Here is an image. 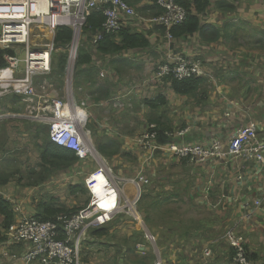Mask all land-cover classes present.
<instances>
[{
    "label": "crops",
    "instance_id": "0c3cea01",
    "mask_svg": "<svg viewBox=\"0 0 264 264\" xmlns=\"http://www.w3.org/2000/svg\"><path fill=\"white\" fill-rule=\"evenodd\" d=\"M188 1L191 3L194 2V0ZM222 1L228 5H234L235 10L227 11L224 8H217V2ZM210 3L211 6L207 9L205 14H201V19L205 26L204 32H208L211 27L217 28L221 37L218 41L204 43L199 41L192 45L185 40L183 42H186L187 47H191L192 49L200 48V51L204 53V48H225L233 50V52L230 53L233 55L234 50L245 49L246 46H250L252 50H260L264 54V0H210ZM156 5L159 6L158 0H138L137 4L134 6L138 7V9L146 7L149 14H142V16L151 18L153 15L151 10L155 8ZM193 11L195 12V9H193ZM211 13H214L212 17ZM153 16L155 17V15ZM207 16H210V20H207ZM206 22L210 27L206 26ZM129 23L130 22L127 24ZM133 29L139 30L137 27ZM146 30L149 31L148 37L151 41L150 48L153 49L152 54L156 56L154 59L150 57L151 63H155L159 61L160 56L164 52H167V48H163V52H158L156 50V47L161 45L164 34L167 37V31L162 34L160 28L156 27H149V29ZM199 36V34H195L185 38L195 39ZM176 45H178V43ZM235 45L237 46L235 47ZM171 50L174 54L176 53L174 49ZM155 52L159 53L160 56L158 57V54ZM237 64L239 65L242 63L239 61ZM251 76L246 75L243 70L237 69H233V71L224 73L223 75L218 72L215 74V77L219 86H225L226 89L228 88V92H230L231 86L238 81L246 86L243 87V85H241V90L246 89L245 94L243 95L241 90H235L227 99V91L224 90L218 93L216 87L211 85L213 82L209 81V89L206 87L207 99L204 103L200 104L193 98L175 93L171 89V86L166 84L164 80L163 83L167 87V91L160 92L167 95L169 104L162 108L161 111L164 112L169 125L174 128L173 130L191 126L190 132L177 141L207 143L212 138L218 136L228 139L238 127L252 120H256L259 126V134L261 137H264V89H262V87L258 89L252 86L250 87L248 84H250L252 80L250 81L249 79L254 77ZM259 81V85H262L261 80ZM88 88L93 90L91 86H88ZM157 88L158 87H156V89ZM158 93L159 91H155L154 95L151 94L149 96H155ZM145 96L146 95L136 96L138 98H134V101H136L134 104H129L130 99H128V101L124 100L122 96L118 97L116 102L124 101L122 104L125 107L128 103V111H131L132 116L138 115L139 119L143 120L147 126L149 119L148 114L150 112L149 108L138 102V100ZM250 98H252V102L255 103L251 104L249 101ZM96 104L98 105V103ZM135 105H137L136 108L134 107ZM227 106L232 109L233 116L230 119H226V113H229L228 110H226ZM164 109L174 111L168 113V110ZM224 110L225 113L223 115L222 111ZM35 113H37V109L30 108L20 96L7 95L0 98V194L14 204L16 220L25 216L35 215L37 213L38 202L48 199L51 195L61 196L59 203L65 206L80 207L77 201L81 200L83 195L80 193L78 195L71 194L69 185L72 183H84L81 178H84L87 174V167L84 163L79 162L65 172L50 174L46 182L34 185L27 184L28 166L35 165L39 161L37 147L38 139L36 137L39 121L35 119ZM92 117H94V121L101 128L102 124H100L99 118L93 116V114ZM118 125L119 126H116L113 132L107 130L106 133H108V135H104L100 130V134H98V130H95V135L97 137V144L120 145L119 153L114 155L112 159L120 157L123 159L120 161L124 166L129 168V170L130 166L133 168L132 174L125 175L122 174V171L118 172V177L120 176L122 180L127 181L125 185H130L131 188L136 189L134 183L128 179L134 178L141 171L144 173L145 171L148 172L159 181L162 190L150 188L153 190L152 194L154 195L156 192L163 191L164 189H172L173 184L167 186L163 183L165 178H170L168 174H171V183L179 181L178 186H181L182 190L184 186L190 182L193 184L191 187V194L193 195V193H195L198 195L197 203L201 204L202 208H206L207 211H215L217 214V216L213 215L217 222L215 228L207 230V233L201 231V234L217 235L219 232V234L222 235V230H224L230 222H234L233 225L237 226L238 235L244 237L246 249L258 257L255 264H264V246L260 247L257 242L258 240L256 241V239H254L259 236V241H264V163L259 164L255 161L240 159L235 161H211L208 164L194 165L190 164L187 160L170 157L162 151L160 152H162L163 155L160 156L156 154L151 158L149 155H144L145 151L138 146V142L134 143V141L130 140V136L135 134V130H132L133 128L131 127L132 121L130 122V126L127 125L129 129L126 131L123 130V123ZM167 132H170V130L161 132V142L163 143L167 142L169 139L166 134ZM39 140L41 145L42 140ZM140 150H142V153ZM153 161L154 163H152ZM160 161L165 162L164 168L169 173L162 174L161 171L156 168ZM173 163L180 168V172L177 174L175 171L172 172L170 170V166L173 165ZM76 167H79L81 170H76ZM78 174L81 176L79 177ZM1 180H7V182L2 183ZM87 191V194H89V190ZM256 200H260L261 204L256 205ZM117 217L118 218L113 221V223H115L114 225L117 224L118 227H122L123 232L126 233L125 224L128 219L132 221L133 217L129 215H123V218H121V216ZM154 227V230L159 231L156 226ZM109 228L111 235L113 234V228L110 226ZM159 233L162 239H165L161 231H159ZM110 235L104 236L103 238L108 239L107 237ZM166 238L170 237L166 236ZM204 239L206 238L198 236L194 239L195 242L190 244L191 251L188 254L190 256H195L197 254L199 260L193 262V260L190 259L188 264H201L205 262L203 250L205 246L208 245H211L216 252L212 260L208 261L209 263L228 264L231 262L229 256L226 254L227 246H230L227 241L223 242L221 245L219 239L215 237L211 238L209 241ZM125 240H128L134 245L138 244L137 247L139 250L137 254H140V258L149 256L146 245H139L144 243L143 237L139 232L135 234L128 233V236H125L121 243H117L119 247L118 250L115 251V256H117V253L120 251L119 249H121V244ZM184 240V238L180 240V245L177 249L185 245L183 243L185 242ZM106 243L107 241L105 243L100 242L99 244ZM26 249L27 244H15L6 249L4 244L0 242V264H24L22 257ZM143 250H145V252H143ZM137 254L133 256L134 261H132V264H139L136 260ZM161 262L165 264L162 259ZM122 263L123 262H121V264Z\"/></svg>",
    "mask_w": 264,
    "mask_h": 264
},
{
    "label": "built area",
    "instance_id": "2783aa9c",
    "mask_svg": "<svg viewBox=\"0 0 264 264\" xmlns=\"http://www.w3.org/2000/svg\"><path fill=\"white\" fill-rule=\"evenodd\" d=\"M158 4L164 12L150 18L149 22L165 27L167 36L172 37L170 29L186 19L187 11L176 0H158ZM97 9L103 10L106 19L102 30L92 36L93 45L101 42L106 35L119 31L136 15L135 8L126 0H0V47L11 50L5 54L6 65L0 67V98L13 93L30 108L37 109L34 117L50 126L51 140L74 150L80 160L89 159L90 154H102L91 139L92 131L87 128V112L77 102H66L59 97L57 83L52 76L54 52L60 50L56 47L55 38L58 27L72 29V39L66 45L69 56L65 94L70 83L74 82L87 18ZM34 27L45 31L46 42L39 47L30 44ZM203 65V61L182 57L165 61L157 66L152 79L163 82L170 74L179 80L192 75H208ZM190 130L188 127L167 132L169 139L163 143L153 123L138 137L137 142L145 152L154 153L149 155L151 158L162 151L194 165L240 159L264 163V137L260 136L255 120L238 127L228 139L218 136L207 143L177 141ZM94 159L99 166L86 178L90 199L85 206L71 216H58L57 221L25 216L10 227L8 244H28L22 257L24 264H80L83 242L91 228L109 224L125 208L134 210V217L141 219L137 204L144 188L150 184V178L141 171L128 179L137 189V195L131 199L123 191L126 180L116 176L107 163L101 164L97 158ZM100 176L105 179H99ZM260 204L261 201L256 200V205ZM145 234L149 242L156 241L150 230H146ZM224 238L236 249V255L228 264H255L247 258L244 237L238 235L237 226L229 227ZM203 254L206 261L201 264H212L208 262L215 256L211 245L205 246ZM157 264H162L161 259Z\"/></svg>",
    "mask_w": 264,
    "mask_h": 264
},
{
    "label": "rangeland",
    "instance_id": "374dc122",
    "mask_svg": "<svg viewBox=\"0 0 264 264\" xmlns=\"http://www.w3.org/2000/svg\"><path fill=\"white\" fill-rule=\"evenodd\" d=\"M135 11H136L135 17L127 21V23L130 22L129 24H131L133 28L137 27L139 29L146 30L149 29V27L150 28L162 27L160 25L151 24L149 22L150 18H146L142 16V14L147 15L149 14V12H141L139 11L138 7H135ZM213 15L214 13H211V17ZM152 17L154 16L152 15ZM207 20H210V16H207ZM44 34H45L44 29L39 27H34L30 40L31 46H36V45L38 46L46 42V39H44ZM87 38L88 37L84 35L82 44L86 43L85 46V48L87 49L86 51L93 53V58L98 68V74L96 75L99 76L98 81L102 84L107 83L109 88L110 89L112 88L113 94L109 98L102 99L99 102H97L94 98H91L90 95L91 91L87 86L86 80L78 79L79 78L78 74L79 73L81 74L82 67L77 69L75 66L74 86L73 83H70L68 87V91L65 94L63 93L65 92L64 86L66 85V81H67L66 78L67 72L63 77L55 71L52 72V75L54 76L53 81L57 83V88H58L57 91L59 92V97L66 102L67 101L68 102L71 101L72 103L77 102V104L80 105L87 112L88 122H89V124H87L89 125V127L87 126V128L90 129V131H92L91 139H93L94 143L97 142L95 130H98V134H100L99 132L100 130L104 135H108V133H106L107 130H109V132H113L116 126H119L118 124L123 123L124 124L123 130L126 131L127 129H129L127 125L130 126L131 121H132L131 127L133 128L132 130H135V134L130 136V140L134 141V143L138 141L137 137H139L148 129V125L146 126L145 122L143 120H140L138 115L132 116L131 113H128V109H129L128 103L127 106L125 107L122 104L124 103V101L116 102V100L118 97L122 96L124 100L128 101V99H130L129 104H134V98H138L136 96H143V95L149 96L151 94L154 95L155 91H159V92L167 91V87L162 81L159 82V81H154L152 79V75L154 74L157 66L158 65L160 66L161 64L165 63V61H173L174 59L181 57L193 61L196 60L203 61L204 62L203 69H205L207 71V74L210 76V77L208 76L209 77L208 80L213 82L211 85L216 87L218 93L226 90L227 99L231 96L230 95L231 93L232 94L234 93L235 90L236 91L241 90V85L243 84L236 81L231 86V91L228 92V88L226 89L225 86L222 85L219 86V83L216 81L215 74H217L218 72H220V74L223 75L224 73L233 71V69L243 70V72L246 73V75L249 76L252 75L254 76V77L251 76L252 78H256V79H252V78L249 79L250 81L252 80L251 83L248 84L250 87L252 86L255 89L262 87V89H264V54L260 50H252L250 46H246L245 49L243 48V49L234 50L233 55L230 54L231 52H233V50H228L225 48H217V47H215L214 49L204 48L205 50L204 53L203 51H200V48L192 49L191 47L186 46V42H183L187 40L190 45L197 43L199 41L204 43V40H202L200 36L196 37L195 39L194 38L179 39V38H175L174 36L166 37L164 34L163 41L160 46L158 45L156 47V50L158 52H163V48H167V52L166 53L164 52L161 56L159 53L155 52L158 54V57L160 56L159 61L155 63H151L152 61L150 57H152L153 59L156 57L154 54H152L153 52L152 48L145 50H126L116 54L103 55L100 52H98L96 48L92 47V45L90 44L91 42L88 41ZM177 43L178 45H176ZM236 46L237 45H235V47ZM171 49H174L176 53L174 54ZM114 59H122L123 61L121 63H114L113 62ZM126 61L132 62L133 67L131 69L128 68L127 65L125 64ZM239 61H241L242 64L238 65L237 62ZM259 80H261L262 85H259L260 84ZM111 82H112V86H111ZM81 85H84L86 88L79 89ZM156 87L158 88L156 89ZM206 87L207 89H209L207 84ZM243 87L246 86L243 85ZM245 91L246 89L241 90L243 95L245 94ZM81 92L86 93V95L84 96V94ZM8 95L15 96V94L13 93H10ZM249 101L251 102V104L255 103L252 102V98H250ZM83 102L84 103L86 102V105H83ZM96 103H98V105ZM134 107L136 108L137 105H135ZM164 110H168V113L171 111L170 109H164ZM226 110H228L229 112L226 113L227 116L226 119L232 118L233 116L232 109H230L227 106ZM173 111L174 110H172L171 112ZM222 113L224 115L225 110L222 111ZM92 114L93 116H97L99 118L100 124H102L101 128L94 121V117H92ZM188 127L191 126H187L186 128ZM96 145L98 148L97 143ZM140 152L142 153V150H140ZM158 152H156L157 155L160 156L163 155L162 152L160 153ZM144 155L145 156L154 155V153L152 154V152L147 151L144 153ZM94 157L97 158L101 164L107 163L113 169V173L116 176H118V172L120 171H122V174L125 175L133 173V168H131L130 166V170H129V168L124 166L120 161L123 159H121L120 157H115L113 159L112 158L110 159L100 154L97 155L90 154L89 159L80 160V163H84V165L87 167L86 176L84 178H81L84 184L86 182V178L90 174L94 173L99 166V162L96 159H94ZM152 163H154V161ZM164 163L165 162L160 161L156 167L161 171L162 174L169 173L164 168L165 167ZM76 170H81V169L79 167H76ZM170 170L172 172L175 171L176 174L180 172V168L177 167L175 163H173V165L170 166ZM145 173L147 174L148 172L145 171ZM148 174L147 176L150 178V184L144 188L143 193L153 188H155V190H162L160 188L159 181L156 178H154L151 174H149L150 176ZM168 175L171 176V174ZM78 176L80 177L81 175L78 174ZM126 183L127 181H124L123 191L126 195H129V197L132 199L137 195L136 189L134 188L135 189V194H134V189L131 188L130 185L128 186L125 185ZM163 183L167 186L173 184L171 183V178H165ZM81 194L83 195L81 197V200L77 201V204L80 206L78 208L85 206L86 201L90 199V194H87L86 192ZM194 194L195 193H193V195ZM54 197L57 198L58 202L59 199L61 200V196L59 195H54ZM197 199L198 197L195 196L194 197L195 205H193L194 203L190 199L187 202V200L183 197L181 201L176 200L172 204L163 206L162 207L163 212L161 214H158V218H157V222L160 224L161 230L165 226L167 227V224L164 223L170 224L173 219L182 220L183 221L182 226L185 227L186 229L188 227H192L195 225L194 220L204 216L206 217L212 216L211 212L206 211L205 209L202 208L201 204L197 203ZM123 204H125V202ZM139 204L140 203L137 204V209L140 213L141 219L140 218L136 219L133 215L134 210L132 211L129 208H125V210L122 213L120 212L117 215L119 217L121 216V218H123V215L125 214L127 216L133 215L134 218H132V221L128 219V221L125 224L126 233L123 232L122 227H118L117 224L114 225L115 223H113V221L116 220V218H118L115 216V218L108 224V227L110 226L113 228L112 230L113 234L107 237L108 239L105 238L99 239L93 234L91 235V233L90 235L88 234L87 238L83 242L80 264H114L115 251L118 250L119 247L117 243H121L122 239L125 236H128V233L135 234L137 232H139L140 235L143 237V242H144L139 245H146L147 250L151 253V255L148 257H142L145 260L149 259L152 256L156 259V262H158L157 261V256H158V260L162 259L165 262V264H188L190 262V259H192L193 262L199 260L197 254L195 256H190L188 254L191 251L190 250L191 243H189V240L186 243L183 242L185 245H182L180 249H177L178 246L180 245V240H181V237H178L179 233L174 234L172 237L170 236V238L162 239L159 231H154L153 229L154 226L150 222L149 225L148 223H146L147 221H145V216H144L145 213L142 210H140ZM231 226L232 224L226 227L229 228ZM146 230H150L155 235L156 241L154 243H151V241L149 242V240L147 239L145 234ZM221 236L222 235H220L218 232V234L215 235V238L219 239L220 244L222 245L223 241L225 242V240L222 239ZM254 239H256V241L258 240L257 242L259 243L260 247L264 246V241H259L260 239L259 236L258 238H254ZM106 241H107L106 244H99L100 242L105 243ZM132 261H134V259ZM124 263L125 262H123L122 264Z\"/></svg>",
    "mask_w": 264,
    "mask_h": 264
},
{
    "label": "trees",
    "instance_id": "16d2710c",
    "mask_svg": "<svg viewBox=\"0 0 264 264\" xmlns=\"http://www.w3.org/2000/svg\"><path fill=\"white\" fill-rule=\"evenodd\" d=\"M131 5L137 4L138 0H127ZM156 1V0H154ZM178 4L183 6L187 11L186 19L179 25L173 26L170 29V33L175 38H185L190 35L199 34L204 42H214L218 41L221 37L217 28H209L208 32H204V24L201 19V14H205L207 9L211 6L210 0H194L191 3L188 0H176ZM135 3V4H134ZM217 8H224L227 11L235 10L234 5H228L225 2H217ZM195 9V12L193 11ZM141 12H147L146 7L139 8ZM151 12L153 15H160L164 12V9L159 5H156L155 8H152ZM105 15L102 9L94 10L90 13L87 18V23L84 26L83 33L87 36V40L91 42L92 36L102 30L103 24L105 22ZM209 26V24H206ZM160 27V26H159ZM154 28V27H153ZM139 29V28H138ZM162 33L166 30L165 27H160ZM148 30H134L130 24H125L121 27L119 31L116 33H110L106 35V37L96 45H93L92 42L90 43L94 46L98 52L103 55L107 54H116L126 50H145L151 47V41L148 37ZM72 29L69 27H58L55 43L56 47L59 48V51L54 52L53 56V71L59 73L62 77L65 75L68 67V52L66 50V45L72 39ZM226 37L225 35H223ZM85 44H81L79 49V56L76 63V68H81V74H78V79H85L87 86L93 87V90H90L91 98H94L97 102L101 101L102 99L109 98L112 94V88L110 89L108 84H102L98 81L99 76L98 68L96 62L93 58V53L86 51ZM10 49H3L0 47V67H4L6 65L5 54L10 52ZM122 59H114V63H121ZM125 64L128 68H132V62L126 61ZM55 75V73H54ZM53 76V75H52ZM209 75L203 76H195L192 75L188 78L179 80L173 74L165 76L166 84L171 86V89L181 95L193 98L197 100V103H204L207 99V91H206V84L208 85L209 82ZM74 86V82H73ZM112 86V82H111ZM86 88L84 85H81L79 89ZM83 93V92H81ZM84 96L86 93H83ZM5 97V96H4ZM136 103V101H134ZM138 102L142 103L144 106L149 108V119H148V127L151 124H156V129L158 130L159 134L163 131H173L171 125H169L168 119L166 118L164 112H162V108L169 104L168 97L165 93L159 92L155 96H145L142 97ZM131 113V111H128ZM38 121V120H37ZM47 131H46V129ZM89 127V125H88ZM50 126L43 122H38L36 137L38 139V162L35 165L28 166V185H34L41 182H46L48 177L52 173H62L69 170L71 167L76 165L80 162V158L77 156L76 152L72 149H69L64 146H60L57 143L53 142L49 135ZM45 130V131H44ZM162 137V136H161ZM39 139L42 140L40 145ZM97 147V145H96ZM98 151L107 158H112L114 155L118 154L120 151L119 145H107V144H98ZM186 160V159H182ZM170 178H172L170 176ZM7 179V178H6ZM2 183H6L7 180H1ZM176 184V185H174ZM179 181L173 182L172 189L163 190L161 192H156L155 195L152 194L153 190L146 191L142 194V197L139 201V208L145 213V221L146 223L149 222L156 226L157 230L161 231L162 236L166 238V236H173L176 233L178 237L184 238L185 243L188 242L193 244L195 242V238L199 235L206 238L204 240L209 241L211 238H214L215 235H207L201 234V231L207 233V230H212L215 228L217 222L216 218L213 215H216V212H211L212 216L210 217H201L195 221V225L192 227H188L185 229L183 227L182 220H172L170 224H167L161 230L160 224L157 222L158 214L163 212V206L172 204L176 200H182L184 197L187 202L189 199L194 203V197L198 196L196 194L192 195L191 187L193 184L190 182L184 186L183 190L181 186H178ZM164 187V186H163ZM70 193L73 195H78L79 193H88V189L84 183H72L69 185ZM89 201V200H88ZM86 201V204L88 203ZM85 204V205H86ZM80 208L68 207L58 202L57 198L51 195L46 200H41L37 204V213L32 215V217L42 220V221H57L58 216H71L75 212H77ZM206 210V208H203ZM207 211V210H206ZM126 215V214H125ZM31 216V215H30ZM18 220H16V211L14 204L0 194V242H2L5 248H10V246L15 244H27L25 242L19 243H12L8 244L9 242V230L10 227ZM219 224V223H218ZM233 226L234 222H230L229 225ZM155 228V227H154ZM153 228V229H154ZM180 229V230H179ZM228 230L227 227L222 230L223 237L222 239L225 240L224 236L226 231ZM156 231V230H154ZM93 234L98 238H103L104 236L110 235V228L105 226L94 227L92 228L88 234ZM161 235V234H160ZM188 238V239H186ZM224 242V241H223ZM220 243V241H219ZM245 245V244H244ZM138 244H131L128 240H125L121 244V249L115 256L114 264H121V262H125L126 264H132L133 256L137 254ZM124 247V248H123ZM246 248V247H245ZM28 249V244H27ZM25 250V253L27 251ZM83 249V247H82ZM145 252V250H143ZM24 253V254H25ZM149 256L151 255L150 252ZM216 254V252H215ZM227 256L231 260L236 255V249L232 246H227ZM246 255L249 260L255 263L258 257L255 254L250 253L248 249H246ZM122 257V258H121ZM140 254H137L136 260L139 264H157L156 259L152 256L149 259L140 258ZM121 261V262H120Z\"/></svg>",
    "mask_w": 264,
    "mask_h": 264
},
{
    "label": "bare ground",
    "instance_id": "6f19581e",
    "mask_svg": "<svg viewBox=\"0 0 264 264\" xmlns=\"http://www.w3.org/2000/svg\"><path fill=\"white\" fill-rule=\"evenodd\" d=\"M100 179H103L104 180L105 178L103 176H101Z\"/></svg>",
    "mask_w": 264,
    "mask_h": 264
}]
</instances>
